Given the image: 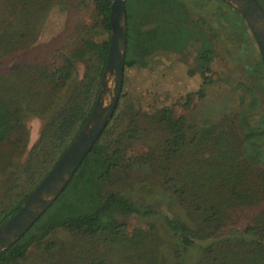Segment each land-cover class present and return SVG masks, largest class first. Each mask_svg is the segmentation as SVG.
<instances>
[{
  "label": "trees",
  "instance_id": "obj_1",
  "mask_svg": "<svg viewBox=\"0 0 264 264\" xmlns=\"http://www.w3.org/2000/svg\"><path fill=\"white\" fill-rule=\"evenodd\" d=\"M153 1L157 0H142L145 4L142 13L148 18L154 15L149 8ZM212 1L223 2L228 8H233L225 1ZM256 1L264 9V0ZM24 2L19 14L25 12L28 17L32 12L27 4L31 3H28L29 0ZM94 3L101 17L99 25L102 31L111 32L112 0H94ZM7 9L9 14L18 15L17 3H9ZM125 9L128 32L126 68L134 65L145 67V56L156 48L183 47L193 36L185 18L189 17V13L186 12V16L183 13L182 26L178 21L182 8L177 7L163 17V29L161 26L146 30L138 28V37L134 39L131 26L137 13L135 0H126ZM40 10L39 7L34 14L39 15ZM236 14L239 16L238 12ZM33 26L30 21L25 23L19 42L16 34L8 35V31H4L0 36V61L29 39ZM90 36L91 29L84 26L70 51L57 57L60 62L53 63L51 67L44 69L40 64L31 65L28 62L32 60H28L24 64V75L18 68L0 70V144L8 142L15 131L24 130L25 117L44 121L40 138L32 148L27 164L18 176L10 173L15 176L14 185L4 196L24 187V176L31 172L34 185L25 196L15 200V207L3 213L0 224L19 211L23 201L42 182L82 130L96 105L107 64L109 42L98 44ZM52 52L47 53L51 55ZM203 54L205 59L211 60L214 51L210 49ZM49 57L52 60L56 58ZM84 61L87 64L92 61L94 66L88 65L80 78L78 63ZM5 80H8L6 84ZM209 81L208 77L205 78V84ZM17 83H21L20 86ZM17 87H21L19 92ZM199 94L204 95L203 88ZM253 103L252 97V102L238 114L240 126L232 124L226 127L222 123L209 127L210 134L203 151L210 155L186 171L173 165L177 154L186 146L183 121L176 120L169 108L161 111L160 122L170 137L158 150L156 159L161 163L158 171L172 175L174 184L170 189L177 195H183L189 222L176 213L164 214L159 207L137 204L121 192L105 196L94 211L88 214L82 212L93 206L92 191L102 182L101 176L111 175L117 168L116 160L123 157L121 141L109 142L108 125L78 169L76 176L80 174L81 177L73 192L63 193L48 210L49 225L44 224L43 231L40 229L37 234L26 233L0 256V264H21L34 244L45 241L51 234L56 235L58 229L70 233L72 240L67 245L56 243L48 247L47 264H165L166 256L173 258L172 264H189L194 248H199L201 252L198 264H264V179L260 175L257 182L247 178L253 170L264 166V141L261 142L264 140V122H256ZM203 138L204 133L199 140ZM15 145L24 149V140H16ZM93 154L94 157L89 159ZM106 168L109 172L101 174V170L104 172ZM173 178L188 182L186 186L176 188ZM174 195L170 194V199H174ZM250 208H256L258 212L252 215L249 226L243 230L226 229V223H232L239 213L245 211L243 216H248L246 212ZM225 209L230 213H225ZM131 216L146 220V223L130 229L124 219ZM157 217L169 230L173 241L164 238L149 221H155Z\"/></svg>",
  "mask_w": 264,
  "mask_h": 264
},
{
  "label": "rangeland",
  "instance_id": "obj_2",
  "mask_svg": "<svg viewBox=\"0 0 264 264\" xmlns=\"http://www.w3.org/2000/svg\"><path fill=\"white\" fill-rule=\"evenodd\" d=\"M222 1L230 4L234 9L228 8L223 2L212 0L175 2L157 0L149 5L154 15L148 18L142 13L145 4L142 0H135L137 13L131 26L134 39L138 37L136 35L138 28L146 30L161 26L163 29L165 27L162 23L163 17L177 7L182 8L178 13L180 25L184 24L183 13L185 16L186 12L189 13V17L185 18L193 36L183 47L156 48L145 56V67L139 65H134L132 68L125 67L120 99L108 124L110 125L109 142L121 141L123 157H119V161L116 160L117 168L111 175L108 173L105 178L101 176L102 182L92 191L94 204L83 210L84 214L94 211L108 194L121 192L137 204L159 207L164 214L176 213L189 222L186 208L183 206L187 204L182 198L183 195H177L170 189L174 184L172 175L162 172L163 170L158 171L161 164L156 159V156H159L158 150L170 137L160 122L162 110L169 108L174 118L182 119L184 124L186 146L177 154L173 162V165L181 171L195 167L203 158L210 155L203 151L207 146L209 127L222 123H225L226 127L232 124L240 126L237 121L238 114L249 102H252V97L255 120L257 123L264 122V62L261 51L248 22L237 6L226 0ZM9 3H17L18 15L8 13ZM28 3H31L27 4V7L30 5L32 14L27 17L25 12L19 14L25 4L24 0H0V36L4 31H8V35L16 34L19 42L22 39L25 23L30 21L34 25L30 28L32 31L29 39L0 61V70L11 71L18 68L24 75L26 70L24 64L28 60H32L28 62L31 65L40 64L44 69L53 66L57 61L59 63L60 59L57 60V57L70 51L84 26L91 29L92 40L98 44L106 41L110 44L112 33L102 31L101 24L99 25L101 17L98 15L94 0H29ZM39 7L42 11H39V15L34 14ZM210 49L214 51V55L211 60H207L203 53ZM48 51L53 52L49 55ZM49 56L56 58L52 60ZM88 65L93 67L94 62L78 63L80 78L83 77ZM207 77L210 81L205 84ZM4 82L6 84L8 80ZM20 84L17 83L19 86ZM107 84L108 93L104 97L106 105L111 102L114 93V75L108 74ZM202 88L203 96L199 94ZM20 90L21 87H17V91ZM23 122L24 130L15 131L8 142L0 144V223L3 213L15 207V200L25 196L26 191H31L29 189L34 185L31 182L30 175L33 174L31 172L24 176V187L4 196L14 185L15 176H18L22 167L27 164L29 154L38 142L44 126L43 120L31 116L25 117ZM202 133L204 138L199 140ZM18 139L24 140V149L15 145ZM152 154L154 157H150ZM93 157L94 154L89 159ZM108 165L110 166L109 163ZM262 171L264 166L253 170L247 178L257 182L260 175L264 179ZM77 172L78 170L58 198L65 192L66 194L73 192L81 177L80 174L76 176ZM107 172H109L107 168L104 172L101 170V174ZM10 173L16 175L11 176ZM173 180L176 182V188L186 186L188 182L185 179L180 181L173 178ZM170 194H175V198L170 199ZM55 201L29 230L32 235L39 233L40 229L43 231L44 224L49 225L46 214ZM224 211L230 213L226 209ZM244 212L239 213L232 223L227 222L226 229L243 230L252 223L251 217L258 210L250 208L246 212L248 216H243ZM124 221L130 229L146 223V220L135 216ZM149 221L164 238L173 241L171 233L161 219L157 217L155 221L153 219ZM195 227L197 228V225ZM51 235L43 241L44 243L34 244L27 253V259L21 264H47L50 251L48 247L56 243L67 245L72 240L70 233L60 229L56 230V235L55 233ZM200 256L199 248H194L189 256V264H198ZM172 263L173 258L166 256L165 264Z\"/></svg>",
  "mask_w": 264,
  "mask_h": 264
},
{
  "label": "water",
  "instance_id": "obj_3",
  "mask_svg": "<svg viewBox=\"0 0 264 264\" xmlns=\"http://www.w3.org/2000/svg\"><path fill=\"white\" fill-rule=\"evenodd\" d=\"M237 6L251 28L264 62V9L256 0H226ZM126 0H112L111 40L102 90L86 124L43 181L25 199L19 211L0 225V256L26 234L58 198L69 180L93 150L117 108L124 79L127 52ZM115 76L114 93L106 105L107 76Z\"/></svg>",
  "mask_w": 264,
  "mask_h": 264
}]
</instances>
